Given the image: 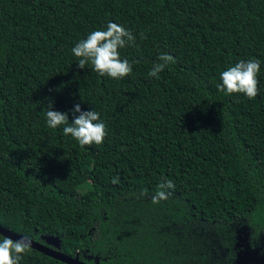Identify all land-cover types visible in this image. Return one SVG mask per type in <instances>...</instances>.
<instances>
[{
    "label": "trees",
    "instance_id": "obj_1",
    "mask_svg": "<svg viewBox=\"0 0 264 264\" xmlns=\"http://www.w3.org/2000/svg\"><path fill=\"white\" fill-rule=\"evenodd\" d=\"M109 21L135 37L120 80L72 53ZM161 53L176 62L150 77ZM253 58L255 98L217 89ZM76 104L100 113L101 145L47 126ZM0 226L87 264H234L263 242L264 0H0Z\"/></svg>",
    "mask_w": 264,
    "mask_h": 264
},
{
    "label": "clouds",
    "instance_id": "obj_2",
    "mask_svg": "<svg viewBox=\"0 0 264 264\" xmlns=\"http://www.w3.org/2000/svg\"><path fill=\"white\" fill-rule=\"evenodd\" d=\"M142 39H146L143 35ZM135 44V37L131 31L122 25L109 21L105 29L94 30L86 39L79 41L73 48L72 53L78 59L80 69H85L91 64L92 70L100 76L120 80L129 76L133 67L127 59H121L120 49L128 44ZM159 62L152 65L148 75L159 77L169 65L174 64L175 58L167 53H161ZM261 70L258 59L240 60L234 66L228 67L220 73L221 83L216 85L217 89L226 95L243 94L249 99L258 95V73ZM74 119L69 123L67 113L55 111L52 105L48 106L46 112L47 126L56 129L63 127V134L71 136L81 147L101 145L107 135V126L101 120L100 113L91 110L83 111L80 104L74 106ZM113 183L119 182V177H114ZM175 185L170 179L163 180L157 187L152 203L158 204L161 200L168 199ZM31 249V242L24 237L13 240L11 237L0 233V264H20L23 254Z\"/></svg>",
    "mask_w": 264,
    "mask_h": 264
},
{
    "label": "water",
    "instance_id": "obj_3",
    "mask_svg": "<svg viewBox=\"0 0 264 264\" xmlns=\"http://www.w3.org/2000/svg\"><path fill=\"white\" fill-rule=\"evenodd\" d=\"M0 233H2L4 236L11 237L13 240H19L21 238H24L23 236H20V235L13 233V232H10L9 230H7L1 226H0ZM29 240L31 242V249L36 250V251H38V252H40V253H42V254H44V255L52 258V259H55L59 262H62L64 264H87V263L80 261L77 257L72 258V257L65 255L64 253H62L58 250L49 248L45 245H42L36 241L31 240V239H29ZM49 240L54 245L58 246V241L55 238H50Z\"/></svg>",
    "mask_w": 264,
    "mask_h": 264
},
{
    "label": "flooded vegetation",
    "instance_id": "obj_4",
    "mask_svg": "<svg viewBox=\"0 0 264 264\" xmlns=\"http://www.w3.org/2000/svg\"><path fill=\"white\" fill-rule=\"evenodd\" d=\"M245 256L255 257L259 264H264V241L257 243L240 241L236 247L234 264H243Z\"/></svg>",
    "mask_w": 264,
    "mask_h": 264
},
{
    "label": "rangeland",
    "instance_id": "obj_5",
    "mask_svg": "<svg viewBox=\"0 0 264 264\" xmlns=\"http://www.w3.org/2000/svg\"><path fill=\"white\" fill-rule=\"evenodd\" d=\"M93 231H94V234H95L96 227H94ZM245 258L246 259L244 260L243 264H259V261L255 257L245 256Z\"/></svg>",
    "mask_w": 264,
    "mask_h": 264
}]
</instances>
